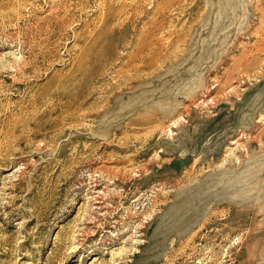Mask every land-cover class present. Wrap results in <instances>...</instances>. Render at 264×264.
<instances>
[{
    "label": "rangeland",
    "instance_id": "1",
    "mask_svg": "<svg viewBox=\"0 0 264 264\" xmlns=\"http://www.w3.org/2000/svg\"><path fill=\"white\" fill-rule=\"evenodd\" d=\"M0 264H264V0H0Z\"/></svg>",
    "mask_w": 264,
    "mask_h": 264
}]
</instances>
